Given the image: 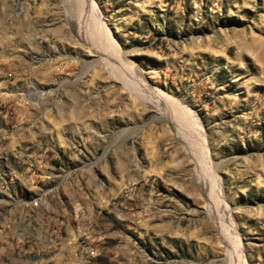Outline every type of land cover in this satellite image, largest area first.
Segmentation results:
<instances>
[{
    "label": "rangeland",
    "instance_id": "1",
    "mask_svg": "<svg viewBox=\"0 0 264 264\" xmlns=\"http://www.w3.org/2000/svg\"><path fill=\"white\" fill-rule=\"evenodd\" d=\"M233 259L264 264V0H0V264Z\"/></svg>",
    "mask_w": 264,
    "mask_h": 264
},
{
    "label": "bare ground",
    "instance_id": "2",
    "mask_svg": "<svg viewBox=\"0 0 264 264\" xmlns=\"http://www.w3.org/2000/svg\"><path fill=\"white\" fill-rule=\"evenodd\" d=\"M84 11V9H82V12ZM95 13L93 12V13H91V16L92 15H94ZM96 16V15H95ZM93 20H94V22H91L90 21V24H88L87 25V22L85 23H82L81 24V26L79 27V29L81 28V34L83 35V36H87L88 38H90V39H92V40H94V44H96L97 43V41H98V39L100 40V38H99V33H100V31H98V28H100L101 26H100V24H99V22H98V18H96V17H94L93 16ZM102 33H104V32H102ZM105 34V33H104ZM104 36V35H103ZM108 36V35H107ZM105 37H106V34H105ZM102 44V43H101ZM111 45V44H110ZM98 46V45H97ZM103 46H105V45H103ZM100 47V46H99ZM103 49V48H102ZM97 50H98V48H97ZM99 51V50H98ZM111 53V52H110ZM103 54V53H102ZM112 54V53H111ZM108 56V55H107ZM105 58V57H104ZM107 59V58H106ZM112 62V61H111ZM110 63V62H109ZM119 73H121V71H119ZM122 74V73H121ZM124 75V74H123ZM140 84V83H139ZM138 85V84H137ZM133 87V86H132ZM140 87H141V90L140 91H144V90H147V93H148V96H150V98H152V100L151 101H153V103H156L157 105H163V104H166L167 102L165 101V98H164V96L162 95V94H160V92H158V91H156V90H154V89H151V88H148V87H146V86H143V85H141L140 84ZM137 89V88H136ZM135 89V90H136ZM134 90V89H133ZM139 90V89H138ZM139 96V95H138ZM165 101V102H164ZM168 104V103H167ZM169 104H170V101H169ZM162 107V106H161ZM159 108V107H158ZM172 111V110H171ZM174 111V110H173ZM171 114V113H170ZM169 114V116H172V117H175V115L174 114H171L170 115ZM173 122H175V123H177L178 125H179V129L181 130V132H183L184 133V131L183 130H185V133L187 134V141H193V145L192 146H194V144L196 145V144H201L200 142H198V139L200 140V138L199 137H203V140H201V141H203V142H205L204 141V134L201 132V128H199L198 127V124H196L194 121H193V119L192 118H188V116H186V115H180V114H178V116L177 117H175L174 119H173ZM203 131V130H202ZM189 133H191V135H193V137L191 136V137H189ZM207 142V141H206ZM202 145V144H201ZM205 147V146H204ZM194 159H196L197 160V162L198 163H201L202 165L203 164H206L208 161H210V155L209 154H201V155H194ZM200 178V183H201V185H203L202 186V188L203 189H205V190H207V196H208V198H209V202H213V200H212V197L214 196L213 195V193L211 192L212 190H210V189H207V187H208V184H207V182H206V177H199ZM221 201H222V199L220 198V196H217L216 197V202H215V205L217 204V203H219V209L221 208V206H222V203H221ZM214 203V202H213ZM222 209V208H221ZM218 214V213H217ZM219 215V214H218ZM221 216V215H220ZM220 216H219V218H220ZM222 218H224L223 216H222ZM224 220H222V222H223ZM220 224V223H219ZM233 262H234V259L233 260H231V264H233ZM235 264H238V262L237 263H235Z\"/></svg>",
    "mask_w": 264,
    "mask_h": 264
}]
</instances>
